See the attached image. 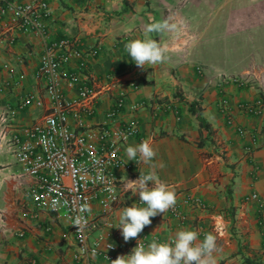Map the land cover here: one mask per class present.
I'll list each match as a JSON object with an SVG mask.
<instances>
[{
	"label": "crops",
	"instance_id": "obj_1",
	"mask_svg": "<svg viewBox=\"0 0 264 264\" xmlns=\"http://www.w3.org/2000/svg\"><path fill=\"white\" fill-rule=\"evenodd\" d=\"M49 1L46 37L0 23V62L10 64L11 74L20 79L19 85L7 84L9 73L0 72L7 84L0 90V114L30 94L42 96L45 106L31 104L13 125H32L46 113V81L38 69L52 41L64 37L85 50L97 48L82 76L105 86L87 121L103 123L116 95L125 92L118 122L136 118L140 132L121 145L122 155L128 159L126 148L142 138L151 143L158 179L176 192L185 215L182 221L168 210L153 217L139 241L146 239L145 247L153 239L171 241L177 231L190 228L200 233L197 243L208 233L216 236L213 264H264V0ZM162 20L175 23L177 30L147 35L161 43L167 59L141 69L130 61L125 45L144 37L149 23ZM76 65L71 64L72 71ZM107 75L115 80L106 82ZM237 77L246 83L237 84ZM64 90L69 98L77 94L66 82ZM137 101L145 105L131 111ZM258 101L260 114L241 107ZM149 170L140 160L135 169L120 172L121 205L112 214H102L97 201L90 206L98 227L89 231V241L103 236L120 246L114 259L129 253L137 240L125 241L120 229L105 223L116 226L124 207L143 206L129 191L130 180ZM34 182L22 174L15 154L0 150V264H81L70 220L35 206L29 194ZM254 193L260 200L248 198ZM186 198H199L204 205L188 204ZM88 264L112 261L91 256Z\"/></svg>",
	"mask_w": 264,
	"mask_h": 264
},
{
	"label": "built area",
	"instance_id": "obj_2",
	"mask_svg": "<svg viewBox=\"0 0 264 264\" xmlns=\"http://www.w3.org/2000/svg\"><path fill=\"white\" fill-rule=\"evenodd\" d=\"M50 14L49 0H0V23L10 30L46 37V20ZM10 40L15 41L13 36ZM98 53L97 48L85 50L69 38L52 41L47 45L38 69L39 75L46 81V96L49 99L46 113L32 125L21 128L13 125L16 115L31 104L45 106L42 96L30 94L21 99L15 108L0 114V150L7 148L15 154L22 174L34 179L29 194L39 210L68 217L79 247L77 258L81 264H88L91 256L112 260L119 251L120 246L105 241L103 236L90 243L89 231L98 227V220L91 214L90 206L97 201L102 214H112L121 205L120 172L135 169L140 161L139 158L137 162L128 161L121 152V145L136 138L140 132L136 118L127 123L118 122V114L126 106L125 92L116 95L103 123L92 125L87 121L94 114L97 97L105 85L84 78L82 73L87 69L88 58ZM74 61L77 65L72 71L70 66ZM2 71L9 73L7 84H20V79L11 74L10 64L0 62ZM105 80L112 81L115 77L107 75ZM234 81L239 85L246 83L243 77ZM65 82L77 90L74 97L66 96ZM7 84L4 85L0 79V90ZM144 105V102L137 101L129 107L135 111ZM241 107L254 114L263 112L262 101ZM248 198L260 200L257 193ZM184 202L204 205L199 198H186ZM139 203L142 204L140 200ZM169 211L174 218L185 220L178 202ZM105 224L114 226L112 221ZM139 243L145 245L146 239ZM109 244L112 247L109 248Z\"/></svg>",
	"mask_w": 264,
	"mask_h": 264
},
{
	"label": "clouds",
	"instance_id": "obj_3",
	"mask_svg": "<svg viewBox=\"0 0 264 264\" xmlns=\"http://www.w3.org/2000/svg\"><path fill=\"white\" fill-rule=\"evenodd\" d=\"M177 30L175 23L167 20L149 23L145 29L146 35L129 41L125 49L130 61L135 62L141 69L159 65L166 61V49L161 43L150 38L147 34L174 32ZM149 66V67H146ZM128 161L137 158L150 166L147 172H140L136 180H130L129 191L138 194L142 205L132 203L122 209L116 227L121 230L125 241L136 239L137 244L127 254L119 255L111 260L112 264H213V253L218 250L217 238L208 233L204 239L197 243L200 233L186 228L176 232L171 241L160 242L153 239L150 244L139 243L140 233L152 223V218L164 214L177 203V194L167 184L160 182L155 171L153 160L157 153L147 140L126 148ZM79 223V221H77ZM112 247L109 244V248Z\"/></svg>",
	"mask_w": 264,
	"mask_h": 264
},
{
	"label": "trees",
	"instance_id": "obj_4",
	"mask_svg": "<svg viewBox=\"0 0 264 264\" xmlns=\"http://www.w3.org/2000/svg\"><path fill=\"white\" fill-rule=\"evenodd\" d=\"M191 109H193V111H196L193 106L191 107ZM199 121L200 123L204 126V127H207V123L205 121V119H203L201 116H199Z\"/></svg>",
	"mask_w": 264,
	"mask_h": 264
}]
</instances>
